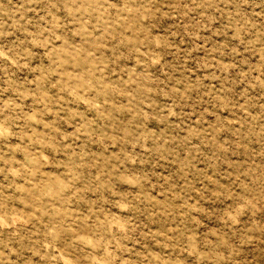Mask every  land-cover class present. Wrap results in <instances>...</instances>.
<instances>
[{"label": "clouds", "instance_id": "9594fccd", "mask_svg": "<svg viewBox=\"0 0 264 264\" xmlns=\"http://www.w3.org/2000/svg\"><path fill=\"white\" fill-rule=\"evenodd\" d=\"M0 73V264H226L195 181L264 203V0H0Z\"/></svg>", "mask_w": 264, "mask_h": 264}, {"label": "rangeland", "instance_id": "374dc122", "mask_svg": "<svg viewBox=\"0 0 264 264\" xmlns=\"http://www.w3.org/2000/svg\"><path fill=\"white\" fill-rule=\"evenodd\" d=\"M6 2V0H5ZM14 4H19L21 0H13ZM165 2H170V0H165ZM11 7V5H9ZM29 15H33L29 13ZM170 22L167 20H160L157 22V27L161 32L169 31L168 25ZM209 35V34H205ZM225 37H212L213 40L224 39ZM183 41V43H181ZM176 43L180 45L182 49H188L192 47L193 42L188 40L186 37H179L176 40ZM197 44H203L204 41H197ZM203 54V49H199L198 51H194L192 53L193 59H199V56ZM166 57L168 58V62L170 64H177L180 62L182 53L177 54L175 52H166ZM194 65L190 64L189 67H193ZM235 75V74H233ZM0 76H3V73H0ZM13 78L16 83L24 84L27 82L28 84L32 83L33 77L28 74L26 71H22L20 69H15L13 73ZM208 83V82H206ZM211 84L219 87L220 81H211ZM238 90L235 89L234 91ZM15 101L16 104H20V100L17 98V89L16 87L8 88L6 84H4L3 80H0V107L5 109L9 108L11 103ZM30 102V98H29ZM7 134V129L0 130ZM20 158L19 156L17 157ZM220 175L227 176V173H220ZM219 179V175L217 177ZM8 178L6 176H0V183H3ZM197 185L200 187V195L198 199L202 201H206L203 203L204 213L201 216V221L203 222L202 235L206 233V231H216L221 234H225L227 236L228 247L224 249L226 253L229 254V259L226 261V264H264V203L261 204L259 210L254 213H244V215L240 218V221L237 225L229 228L226 224L220 222V217L225 208L230 205L223 198H217L211 195L212 191L215 189V185L211 182L204 180L202 183L199 178L195 181ZM19 205V208H18ZM13 209L24 211V206L16 203L9 205ZM75 212H79L80 209H73ZM115 215V214H114ZM256 225V227H250ZM161 224H157L156 227H161ZM144 247L152 248L153 250L163 251L162 249H156V246L153 241L144 239L141 240V250ZM186 259V264H195V261L191 258Z\"/></svg>", "mask_w": 264, "mask_h": 264}]
</instances>
